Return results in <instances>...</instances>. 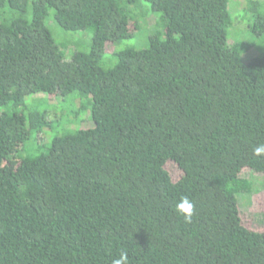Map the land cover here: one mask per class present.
<instances>
[{
	"label": "trees",
	"instance_id": "obj_1",
	"mask_svg": "<svg viewBox=\"0 0 264 264\" xmlns=\"http://www.w3.org/2000/svg\"><path fill=\"white\" fill-rule=\"evenodd\" d=\"M142 1L164 38L103 68L106 47L136 36ZM244 11L264 34V0ZM51 15L92 33L91 50L67 61ZM232 25L229 0H0V264H112L122 251L129 264H264V231L244 226L238 199L254 191L245 168L264 174V51L245 62ZM36 94L53 105L28 104ZM74 98L68 122L51 117ZM83 113L90 128L73 129Z\"/></svg>",
	"mask_w": 264,
	"mask_h": 264
},
{
	"label": "rangeland",
	"instance_id": "obj_2",
	"mask_svg": "<svg viewBox=\"0 0 264 264\" xmlns=\"http://www.w3.org/2000/svg\"><path fill=\"white\" fill-rule=\"evenodd\" d=\"M247 4L248 0H229V11L231 13L233 25L229 30L228 40L230 44L240 41L251 45V49L242 55L245 62L250 61L253 57L264 51V34H255L251 30L255 17L254 14L252 16L247 15L244 11L247 7ZM140 7V15H143V18L140 19V22L139 19H137L140 23V26L136 31V36H134L132 39L117 44L112 51H107L106 47L105 55L101 64L103 68L106 69L114 65L115 59L112 56L113 51L121 50L127 46H135L137 48L148 47L150 36L157 32L161 33L162 38H164V26L162 24L160 28H153L152 26L153 22L155 24L156 19L161 16V13L154 11L150 2L142 1L140 3ZM47 25L50 28L55 41L59 44L60 49L65 54L67 61H70L76 52H87L91 50L92 33H89L85 30H65L54 20L52 15L47 19ZM109 47L110 46L108 45V48ZM49 96L50 95L48 94L32 95L28 97L27 102L28 104L38 105L42 111L46 109L48 110L49 107L53 105L51 103H54L52 100L53 97L49 98ZM34 98L38 101L36 103L30 102V100ZM72 102L73 104L70 103L69 99H61L57 107L49 111L51 117L56 119L59 118L60 115L62 116L64 113V119L68 122L69 113L67 112L71 113L74 110L73 107L75 109L76 107H80V101L77 98H74ZM86 113L80 114V117H78L77 120L72 121L73 129L79 130L90 128L88 124L84 123L85 117L83 116H86ZM71 115L72 116L70 118H74L73 113ZM60 127L61 126L58 125L57 130H52L51 132L49 131V136L45 143L49 142L56 131L63 132L60 130ZM166 166L174 180L180 178L183 172L175 162L168 161ZM241 177L251 180L254 186V191L251 195L241 194L238 197L243 224L249 229L255 231H264V174L262 172L245 168L241 173Z\"/></svg>",
	"mask_w": 264,
	"mask_h": 264
},
{
	"label": "clouds",
	"instance_id": "obj_3",
	"mask_svg": "<svg viewBox=\"0 0 264 264\" xmlns=\"http://www.w3.org/2000/svg\"><path fill=\"white\" fill-rule=\"evenodd\" d=\"M254 155H264V144H259L253 149ZM175 210L182 215L186 222H191L195 213V205L187 196H182L180 201L176 203ZM112 264H129V254L126 251L120 252L119 256L113 259Z\"/></svg>",
	"mask_w": 264,
	"mask_h": 264
}]
</instances>
